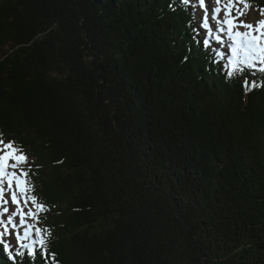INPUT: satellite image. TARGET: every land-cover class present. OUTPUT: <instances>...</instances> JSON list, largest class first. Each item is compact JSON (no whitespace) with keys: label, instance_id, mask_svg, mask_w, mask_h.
<instances>
[{"label":"trees","instance_id":"16d2710c","mask_svg":"<svg viewBox=\"0 0 264 264\" xmlns=\"http://www.w3.org/2000/svg\"><path fill=\"white\" fill-rule=\"evenodd\" d=\"M203 40L180 0H0V136L50 230L19 264H264V72Z\"/></svg>","mask_w":264,"mask_h":264},{"label":"snow or ice","instance_id":"6c2138e0","mask_svg":"<svg viewBox=\"0 0 264 264\" xmlns=\"http://www.w3.org/2000/svg\"><path fill=\"white\" fill-rule=\"evenodd\" d=\"M180 2L188 4L190 0ZM198 2L204 7L205 0ZM215 2L218 6L211 12L215 24L209 23L208 9H205L206 14L202 18V27L207 30L203 45L211 48L213 43H219L225 49L223 52L221 49L213 51L214 57L220 55L224 61L222 68L228 78L243 72L245 68L264 72V19L259 20L255 26L242 20L237 23L249 7L246 0ZM240 4H243V9L239 7ZM234 11L235 16L232 14ZM261 11L264 14V10ZM222 12L223 16L220 15ZM240 28L245 30L241 31ZM229 49L230 54L227 51ZM248 86L246 80L245 87ZM251 87H257L254 80ZM27 163L22 149L17 148L13 141H5L0 136V245L14 264H19L17 257L27 256L34 260L38 251L42 258H49L43 233L50 235V230L41 229L30 222L38 221V213L45 211L46 205L38 200L31 181L27 179L29 172L24 168ZM6 193L10 196L11 204L16 206L14 210L10 211L7 206L9 199L5 198ZM8 235H15L16 245L4 239ZM51 259L54 262V254H51Z\"/></svg>","mask_w":264,"mask_h":264},{"label":"rangeland","instance_id":"374dc122","mask_svg":"<svg viewBox=\"0 0 264 264\" xmlns=\"http://www.w3.org/2000/svg\"><path fill=\"white\" fill-rule=\"evenodd\" d=\"M253 1H255V0H246V2L248 3V5H249V7L246 9V10H244V14L243 15H241L240 17H239V20L238 21H240V20H242V21H244L245 23H252L254 26L256 25V23L259 21V20H261V19H264V14H262V11L261 10H264V8H261V9H258L257 7H253V5H258V6H260L259 4H261L260 2H259V0H257V1H255V3L253 2ZM190 2H192V0H190ZM195 4H196V6L198 7V9L196 10L195 9V14H196V17L197 18H199V20H197V22L198 23H201L202 24V18L205 16V9L203 8V7H201L200 5H199V2H198V0H195ZM190 5H193V3H190ZM205 6H208L207 8H208V13H207V15L209 16V23L210 24H215V21L213 20V19H211L212 18V16H211V12H212V9H214L213 8V6H212V3H211V1L210 0H205ZM239 7L241 8V9H243V4H240L239 5ZM198 11V12H197ZM236 15V13H235V11L233 12V16H235ZM199 16V17H198ZM211 17V18H210ZM199 33H201V35L202 36H205V34L207 33V30L206 29H202V30H199ZM223 35V34H222ZM206 37V36H205ZM214 44V43H213ZM212 44V45H213ZM217 47L219 48V49H221V52H223V51H225V49H223L222 47H221V45L219 44V43H217ZM228 51V54H230V49L229 50H227ZM221 58V56H219V59ZM24 168H25V166H24ZM5 198H7V199H9V204L7 205L8 207H9V209H10V211L11 210H14L15 209V205H13V204H11V202H10V196L6 193L5 194ZM26 210V209H25ZM33 210H35L34 208H33ZM40 214L38 213V219L40 218V216H39ZM17 221H18V217H17ZM30 222H32V221H30ZM39 220L38 221H33L32 223L33 224H35L36 226L39 224ZM38 227V226H37ZM4 239L6 240V241H8L9 243H11L12 245H16V240H15V235H8V236H5L4 237Z\"/></svg>","mask_w":264,"mask_h":264},{"label":"bare ground","instance_id":"6f19581e","mask_svg":"<svg viewBox=\"0 0 264 264\" xmlns=\"http://www.w3.org/2000/svg\"><path fill=\"white\" fill-rule=\"evenodd\" d=\"M211 1V3H212V6H213V8H215V7H217L218 5L216 4V2H215V0H210ZM208 6H205V8L206 9H208L207 8ZM213 10V9H212ZM198 12V11H197ZM233 14V13H232ZM221 16H223V12L220 14ZM211 18V17H210ZM212 19V18H211ZM237 23H239V21H237ZM239 30H241V31H244L245 29H243V28H240ZM263 75V74H262ZM18 219H19V217H18ZM33 222V221H32Z\"/></svg>","mask_w":264,"mask_h":264}]
</instances>
